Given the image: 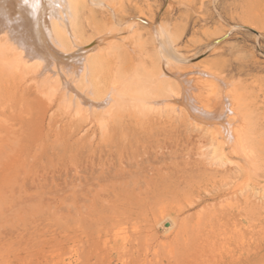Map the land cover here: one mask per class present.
<instances>
[{
  "label": "rangeland",
  "instance_id": "rangeland-1",
  "mask_svg": "<svg viewBox=\"0 0 264 264\" xmlns=\"http://www.w3.org/2000/svg\"><path fill=\"white\" fill-rule=\"evenodd\" d=\"M74 1L78 46L115 33L94 47L105 61L91 72L161 85L164 106L154 116L145 105L137 122L116 100L107 106L117 117L100 127L94 107L77 117L59 90L32 80L33 62L21 67L24 94L0 65V264H264V37L241 27L264 35V0H107L114 14ZM77 57L71 65L83 64ZM181 84L224 119L180 113L171 96ZM230 116L249 151L233 152L223 136L232 163L210 165L214 134L235 127Z\"/></svg>",
  "mask_w": 264,
  "mask_h": 264
},
{
  "label": "bare ground",
  "instance_id": "bare-ground-1",
  "mask_svg": "<svg viewBox=\"0 0 264 264\" xmlns=\"http://www.w3.org/2000/svg\"><path fill=\"white\" fill-rule=\"evenodd\" d=\"M33 2H35L37 4L35 9H32L29 6L23 4L22 0H0V65L9 68L11 73L14 74L12 76H14L17 81H20L19 82L21 84L20 88H19L20 94H24L25 91L29 88V86L26 84V80L22 83V81L24 80V74H23V71L21 69L25 66L27 67V65H30L29 62H33L32 64H35L34 65L35 69H32V71L35 74L32 77V80H35L37 77H41V79H42L41 81H43V82H41L42 85L44 84L47 87L49 86L50 88H54L56 90H59L61 95L63 96V98L66 100H69L71 102V106L74 105L77 108L75 111L76 116H77V114L79 115L80 111L83 110L84 108L90 109L92 111V109L94 107L95 108L94 110L97 111V115H96L97 119L96 120L100 122V123H98L100 125V127L103 126L106 123V121L111 122L113 120L112 116L114 115V113L112 114V112L115 109L113 107V109L111 111V109H109L107 104L108 105L112 104V106H115L116 100L118 102L120 101L122 103V105H123L122 106L123 108L121 107L122 110L124 109V106H125L130 110L131 113H133L137 122H139V119H141L145 115V111H144L146 108L145 105L148 107V108H146V110L149 113H150L149 110H153V112L155 111V113H157L154 116H158L159 110L162 109L161 105L164 104L163 99H162L163 95H161L162 91L160 94V90L159 91L156 90V88L157 87L160 88L161 85L157 86L155 89H153V88H151V85H152L151 83H153V82L150 83L147 80L141 81V80H139L138 77H133V74H130V75L128 74L125 77L124 76L119 77L118 74H114V72H112L110 70L106 71L107 74L103 75V76H101V75L99 76V74H96L97 73L96 70H98L96 65H98L100 62L105 61V59L103 60V55H101V53H99V52L95 53V52H97V50L94 51L93 49H95L94 47L100 45V42L102 40H106L108 36L112 37L113 35H115V33L107 32L105 34L98 35L96 38L94 37V39H91V41H87V43H85L81 46H78L80 44L77 45V43H78V42H76L77 37H75L74 36L75 33L73 34V32H72V30H73L72 21H71L72 19L70 18L71 16H69V13L71 12L69 10L72 9V8L70 9V5L74 4L71 2V0H33ZM74 2H76V0ZM91 2H94L95 5L100 4V6L108 7L109 9H111V12H112L111 14H114V10L111 8V5L108 3L109 1L107 2V0H91ZM71 7H76V6L74 4V6L72 5ZM71 15H73V14H71ZM113 16H115V15H113ZM136 19H137V17L135 18V20ZM125 24L127 25V23H125ZM151 27H152V31H154L155 34L157 35V38L161 39V35L163 34V32H159V29L154 27V25ZM235 27L232 26L231 28H235ZM241 27L254 32L256 35V38L264 37V35H262L259 31L254 30L252 27L248 26L247 24H242ZM228 33H229V31H228ZM223 37L224 36L222 35V36H219L218 38L222 39ZM218 38H216V39H218ZM166 39H167V37H166ZM167 42H169V40ZM67 43H69L68 45L69 46L71 45V46L65 47V45ZM211 43H212L211 44V46H212V45H214L215 41L214 42L211 41ZM163 45L164 44L161 43L159 46L161 47ZM160 47H158V48H160ZM168 48H167V50H168ZM92 50L94 51L93 52L94 54H90V52ZM161 50H160V52H163L164 48L162 49V47H161ZM81 53L83 54V60H82L83 64L80 65V63L78 62L79 66L77 64L71 65L70 63L74 60V58H76ZM164 53L167 54L168 51L167 52L164 51ZM161 56H162V54H161ZM174 57L175 56H173V59H174ZM77 58H76V60H77ZM80 58H81V56H80ZM176 58H177V56H176ZM178 58L183 63H185L187 61L186 58H181V57H178ZM179 59H178V61H179ZM198 59H196V60H198ZM167 61L168 60H166L165 62H167ZM108 62L111 65L115 63L109 58H108ZM162 62H161V66H159V72L156 74L157 81L159 82V84L165 82V78L167 77V74H168L166 72V70L164 69ZM177 63H180V62H177ZM105 65H104V67H105ZM166 65H168V64L166 63ZM84 68L87 69V72L83 71ZM88 68H89V73H90L89 75H87ZM90 68L96 69L95 70L96 73H92ZM32 71H31V73H32ZM29 73H30V71H29ZM169 75H170V73H169ZM162 80L164 82H162ZM177 80H179V79H177ZM7 81H9V80H7ZM152 81H153V79H152ZM170 81H171V79H170ZM172 81H173V79H172ZM172 81H171V83H172ZM10 82H8V83H10ZM146 82H148V83H146ZM158 82H157V84H158ZM3 85H5V84L3 83ZM40 85L41 84L39 82V86ZM44 85L41 86V88L44 87ZM155 85H154V87H155ZM8 86H10V85H8ZM39 86H38L37 91L41 92V88ZM51 91H52V89H51ZM46 93L47 92H45V95H46ZM196 93H195V95H197ZM186 94L187 93L185 91V88L183 89L182 84H181V85L177 86V89L172 93V96H171L173 98V100H176L178 102V103L176 102L178 105V108H180V110H182V111H180V113L184 111L183 113H186L184 116L187 115L188 117H189V114H197L199 116L202 114V115H206L205 117H207V116H211L212 118L216 117L214 115L215 113H213V111H211L212 109L210 106L212 104L210 106L206 105V103L208 101H206V103H203L204 100L202 101L201 97L199 99L197 97V99L195 98V99H192V101H191L190 99H187L188 94L187 95ZM168 96L170 97V95H168ZM48 97L49 96H47V98ZM15 99L17 100L16 95H15ZM49 100H51V98H49ZM162 102H163V104H162ZM62 103L64 104L65 102H63V101L60 102V104H62ZM121 103H119V105H117L118 104L117 103L116 105L120 106ZM66 105H68V104L66 103ZM103 105H105V106L103 107ZM62 106L64 108L65 107L67 108V106H64V105H62ZM74 106L72 108H74ZM101 106H102V109H100ZM117 106H115V108ZM91 107H92V109H91ZM58 108L56 107V110ZM96 108L97 109L99 108V110H96ZM116 109H118V108H116ZM223 109H226V108H223ZM25 110H24V112H25ZM233 110L231 112H233ZM91 111H89V112H91ZM172 111H173V109H172ZM227 111H228V109H227ZM64 112H65V110H64ZM21 113H23V112L21 111ZM117 113H118V111H117ZM177 113H179V112H177ZM116 115L117 114H115V117H117ZM235 115H236V113H235ZM83 116L88 118V116H86V111H85V114L83 113ZM145 116H147V115H145ZM85 117H83V118H85ZM115 117H114V119H115ZM188 117H186V119ZM111 118H112V120L110 121ZM226 118H229V117H226ZM237 118H239V117H237ZM188 119H190V118H188ZM216 119L217 120H223L224 117L219 115L218 117H216ZM233 119H234V117L230 116V118L226 120L227 124L231 125L232 123H234L237 120V119H234L235 121L234 122L232 121V123H231L230 121ZM48 120L50 122L52 121L50 119H48ZM81 120L83 121L82 118H81ZM85 121H87V120H85ZM115 121H117L119 128H121V126L123 124L122 119L119 118ZM238 121H239V119H238ZM69 122H70V120H69ZM202 123L203 122L201 121V124ZM220 123L221 122H219V125H220ZM237 123H239V122H237ZM203 124H206V123H203ZM48 125H49V123H48ZM79 125H76V127H78ZM234 125H235V127L231 128L230 132H227V131L225 132L223 130H220L218 132L216 131V133L214 134L213 138H214L215 142L213 141L214 144H212L213 146L211 147V156H210V157H213V159H212V162L210 165H214V166L217 165V166L226 167L227 166L226 164L229 163V161H231V163H232V160H230V157L228 155H225L224 147L222 148L223 143L225 142V140L223 141L224 138L229 139L228 142H229L230 146L232 147L233 152L238 153V152H242V151H244V152L249 151L248 149H246L249 146H246L245 136L243 135V132H240L241 128L238 127L239 125H236V122ZM202 126H205V125H202ZM213 126H214V124H213ZM215 126H217V123L215 124ZM240 126H241V124H240ZM105 127H107V126H105ZM218 127H220V126H217V128ZM103 128L104 127H102V129ZM207 128L212 130L211 127H209V125L206 126V130H207ZM90 129H91V127H90ZM144 129L145 128L141 125L137 129V131L142 132ZM214 129L215 128H213V130ZM218 130H219V128H218ZM112 131H113V128H112ZM76 132H77V130H76ZM106 132H108V129H107V131H105V133ZM121 132L123 133L122 129H121ZM211 132L212 131H210V134L214 133V132L213 133H211ZM70 134H72V133H70ZM103 135H104V133H103ZM223 136H224V138H223ZM171 140H173V139H171ZM91 142H90V144H91ZM90 144H88V145H90ZM104 144L106 145V143H104ZM247 144H248V142H247ZM225 145H227V142ZM86 146H87V144H86ZM88 148H90V146ZM167 148H169V147H167ZM95 161H96V159H95ZM248 164H250V163H248ZM229 165H230V163H229ZM89 166H91V165H89Z\"/></svg>",
  "mask_w": 264,
  "mask_h": 264
},
{
  "label": "snow or ice",
  "instance_id": "snow-or-ice-1",
  "mask_svg": "<svg viewBox=\"0 0 264 264\" xmlns=\"http://www.w3.org/2000/svg\"><path fill=\"white\" fill-rule=\"evenodd\" d=\"M23 4L29 6L32 9H35L37 4L33 0H22Z\"/></svg>",
  "mask_w": 264,
  "mask_h": 264
},
{
  "label": "water",
  "instance_id": "water-1",
  "mask_svg": "<svg viewBox=\"0 0 264 264\" xmlns=\"http://www.w3.org/2000/svg\"><path fill=\"white\" fill-rule=\"evenodd\" d=\"M218 41V40H217Z\"/></svg>",
  "mask_w": 264,
  "mask_h": 264
}]
</instances>
